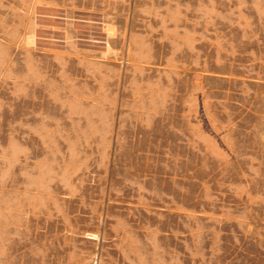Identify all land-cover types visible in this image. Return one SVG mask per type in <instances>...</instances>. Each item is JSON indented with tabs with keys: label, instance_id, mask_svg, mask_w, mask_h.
I'll use <instances>...</instances> for the list:
<instances>
[{
	"label": "rangeland",
	"instance_id": "obj_1",
	"mask_svg": "<svg viewBox=\"0 0 264 264\" xmlns=\"http://www.w3.org/2000/svg\"><path fill=\"white\" fill-rule=\"evenodd\" d=\"M0 264H264V0H0Z\"/></svg>",
	"mask_w": 264,
	"mask_h": 264
}]
</instances>
